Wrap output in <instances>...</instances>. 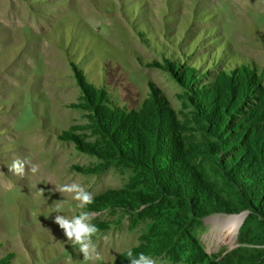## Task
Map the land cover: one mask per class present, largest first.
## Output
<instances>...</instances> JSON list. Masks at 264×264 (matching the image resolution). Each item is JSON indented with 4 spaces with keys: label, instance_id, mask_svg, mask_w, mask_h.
Segmentation results:
<instances>
[{
    "label": "rangeland",
    "instance_id": "obj_1",
    "mask_svg": "<svg viewBox=\"0 0 264 264\" xmlns=\"http://www.w3.org/2000/svg\"><path fill=\"white\" fill-rule=\"evenodd\" d=\"M256 1L0 0V264H129V250L264 264ZM16 158L51 185L10 172ZM72 182L93 203L58 191ZM57 205L93 214L100 259L67 240ZM240 212L235 241L220 240L214 217Z\"/></svg>",
    "mask_w": 264,
    "mask_h": 264
},
{
    "label": "clouds",
    "instance_id": "obj_2",
    "mask_svg": "<svg viewBox=\"0 0 264 264\" xmlns=\"http://www.w3.org/2000/svg\"><path fill=\"white\" fill-rule=\"evenodd\" d=\"M36 174L39 172L40 166L32 163L27 159L16 158L8 166L10 172L23 177L25 175V169ZM58 191L61 193L73 194V199L78 201V207L80 209L85 208L87 205L93 203V195L87 191L85 187L77 182L66 183L58 187ZM61 208L57 205V215L55 216V222L63 230L64 235L68 241H71L73 245L79 247L80 252L83 254L85 261L90 259H100V254L96 251V245L93 243L92 237L95 236L99 229L91 221L95 218L93 214L81 211L79 215H73L71 217L60 215ZM127 258L129 264H158L156 259L145 255L143 252L137 256H133L131 250L127 252Z\"/></svg>",
    "mask_w": 264,
    "mask_h": 264
},
{
    "label": "bare ground",
    "instance_id": "obj_3",
    "mask_svg": "<svg viewBox=\"0 0 264 264\" xmlns=\"http://www.w3.org/2000/svg\"><path fill=\"white\" fill-rule=\"evenodd\" d=\"M233 1L238 7L240 6L241 9H247L249 6L259 4V2H257L256 0H233ZM49 173L50 172L48 170H44L43 168H40L38 172L40 177L46 176L48 178L47 180L49 182V185H51V182L49 180L50 177ZM0 182L3 181L0 180ZM246 215H247L246 212H240L226 216L218 215L214 217L216 226H219L220 228L216 234L217 237L223 241L234 242L235 239L237 238L236 236L238 230L242 225Z\"/></svg>",
    "mask_w": 264,
    "mask_h": 264
}]
</instances>
